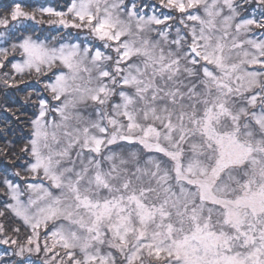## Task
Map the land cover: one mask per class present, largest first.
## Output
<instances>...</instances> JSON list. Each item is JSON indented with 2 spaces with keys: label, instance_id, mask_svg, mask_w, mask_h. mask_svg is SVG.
<instances>
[{
  "label": "snow or ice",
  "instance_id": "snow-or-ice-1",
  "mask_svg": "<svg viewBox=\"0 0 264 264\" xmlns=\"http://www.w3.org/2000/svg\"><path fill=\"white\" fill-rule=\"evenodd\" d=\"M158 3L178 16L142 0L0 14V88L34 110L23 184L0 176L10 264H264V0Z\"/></svg>",
  "mask_w": 264,
  "mask_h": 264
},
{
  "label": "trees",
  "instance_id": "trees-1",
  "mask_svg": "<svg viewBox=\"0 0 264 264\" xmlns=\"http://www.w3.org/2000/svg\"><path fill=\"white\" fill-rule=\"evenodd\" d=\"M39 2L40 3L36 2L35 0L33 2L27 1L25 3H29L33 6H52L60 9L63 4L67 2V0H40ZM142 2H152L153 5H156V3H158V0H142ZM10 4L11 0H0V14H3L6 10V6ZM145 10L147 11L148 8H145ZM29 24H31L33 28L42 29L45 32L51 31L52 34L56 33V31H53L50 28L48 29L44 27V25H36L33 23ZM20 87L24 88V85H21ZM36 87L39 88V85H36ZM29 90L30 89L25 88L24 91L17 92L15 89H9L5 93V91L0 88V148L8 147V151L10 153L15 152L17 154L16 156H0V176L6 173L10 179H13L15 182L21 184H23V181H20L19 178L15 177L14 173L17 170L22 171L28 159L20 153V148L24 145L29 136L30 126L28 120L32 115V112L34 111L29 105L25 104L22 99V97ZM5 108H10L13 111H16L17 115L13 116L12 112L5 111ZM17 156H19V159H17ZM10 161H14L15 163L13 164ZM4 199L5 197L0 196V201ZM9 219L10 222H14V218L10 217ZM8 258L10 260H14V257L7 256L5 258L6 264L10 263L7 262Z\"/></svg>",
  "mask_w": 264,
  "mask_h": 264
},
{
  "label": "rangeland",
  "instance_id": "rangeland-1",
  "mask_svg": "<svg viewBox=\"0 0 264 264\" xmlns=\"http://www.w3.org/2000/svg\"><path fill=\"white\" fill-rule=\"evenodd\" d=\"M27 1L33 2L35 0H24V2H27ZM39 1L40 0H36V2L40 3ZM41 1H43V0H41ZM144 3H148L147 5H149L148 10H147V14H149V15L153 14L154 9H153V7H151L153 5L152 2H144ZM156 5H158V6H156ZM156 5H155V7H158L160 9V13L159 14L155 10V13L157 15H161L162 16L163 14L168 13V14H171V15H174V16H178V13H174V12L169 13V10H167V9H161L159 7V3H156ZM38 6H40V5H38ZM45 7H48V6H45ZM254 7H255V5H253L252 7H250L248 9L246 15H256L258 17L259 16V12L257 11V12L254 13L253 12V8ZM54 8H56V7H54ZM27 23H32V22H27ZM167 23L173 24V23H178V21H168ZM41 27H43V26H41ZM44 27H46L48 29L50 28L53 31H61V32H64L66 34L67 33H70L71 34V37H72L71 42H87V43H92L91 40H85L86 32H79V34H78V30H75V29H66V30L65 29H53L50 26H48L47 24H45ZM6 251H9L10 252L9 247L7 245H0V261L5 262V264H6L5 258L7 256L11 257L10 255H5V252ZM17 259H19V258L14 257V260H17ZM32 259L33 260H36V264H40L39 259L35 255L32 257ZM7 260H8L7 262H11L12 261V259L10 260L9 258ZM7 264H10V263H7Z\"/></svg>",
  "mask_w": 264,
  "mask_h": 264
}]
</instances>
